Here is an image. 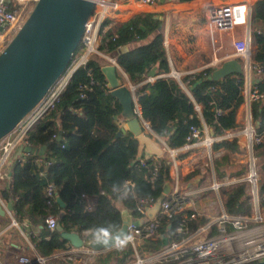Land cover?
<instances>
[{
    "label": "trees",
    "instance_id": "1",
    "mask_svg": "<svg viewBox=\"0 0 264 264\" xmlns=\"http://www.w3.org/2000/svg\"><path fill=\"white\" fill-rule=\"evenodd\" d=\"M161 23L150 12L135 14L124 22L107 18L100 31L99 49L116 56L130 81L137 85L135 94L143 119L170 148L178 151V159H184L193 151V148L182 149L195 140L193 127L202 129L206 124L213 136L241 128L238 116L245 102V74L232 73L219 80H210L207 77L214 68L207 67L183 77L182 84L173 76L146 81L155 66L158 73L171 71ZM251 24L252 58L256 65L264 67V0L254 3ZM123 46L128 50L123 51ZM198 80L201 82L197 83ZM257 85L264 93V77ZM121 110L118 100L110 93L100 60L94 57L73 72L54 106L29 130L30 144L47 146L44 163L38 164L37 154L12 157L11 164L6 167L10 181L1 189L3 199L12 203V214L17 222L28 219L35 226L42 225L38 233L29 234L34 249H30L28 255L35 251L51 256L72 248L60 232L47 227L48 216H55L66 231L92 230V239L105 238L122 227L123 209L138 215L140 200L153 198L156 201L166 182L173 183L171 161L166 154L147 155L131 133L117 137L120 126L114 117ZM251 112L257 131H264V100L252 102ZM239 148L237 138L215 141L212 145L213 151L235 152ZM254 149L261 157L259 166L264 173V140L254 144ZM222 164L214 160L217 180L225 176L241 178L248 171L245 166L226 174ZM199 174L200 167L185 175L179 189L184 191ZM127 181L133 185H126ZM50 182L56 186L54 195L48 194ZM258 185L264 208V179H259ZM220 192L228 214H252L253 196L248 182L236 181L222 186ZM56 195L66 203L65 208L57 202ZM182 216H175L158 230L172 235ZM208 221L206 215L191 221V232ZM143 248L157 252L163 248V241L148 239ZM132 253V246H120L97 253L93 264H126Z\"/></svg>",
    "mask_w": 264,
    "mask_h": 264
},
{
    "label": "built area",
    "instance_id": "2",
    "mask_svg": "<svg viewBox=\"0 0 264 264\" xmlns=\"http://www.w3.org/2000/svg\"><path fill=\"white\" fill-rule=\"evenodd\" d=\"M136 1L153 5L157 4L160 0ZM36 2L37 0H0V53L20 29ZM122 4V0H95L93 13L86 23L85 31L77 48L75 61L72 66L68 68L64 74L65 76L55 84L38 107L0 141V178L7 176L6 167L11 164L13 154L19 146H33L27 139L29 130L44 113L54 106L68 80L79 66L85 65L91 58L98 57L102 66L115 65L118 72L123 73L128 78L127 73L118 63L116 56L99 49L101 43L100 31L103 28V23L113 13L118 11ZM252 15V6H242L241 9L236 4L219 3L208 8L204 27L212 34L232 32L239 21L243 20L250 25ZM107 28L108 26L104 27V30ZM252 50L253 36L252 28L249 26L246 36L233 40V53L227 55V57L229 55H233L236 58L241 57L245 61L244 65L246 66L243 111L245 120L247 121V128L244 131L246 133V130H250L249 135L246 133L249 139V145L247 146L248 171L243 177L233 178L228 181H219L214 176L209 189L215 191L220 211L216 214L208 215L207 212H210V207H200L199 205L202 202L201 198L206 188L193 189L192 187H188L184 191L179 189L182 179V169L180 159L176 156L178 151L170 148L163 138L157 136L150 129V126L146 125L145 128L148 133L154 136L171 161L170 175L173 183L171 182L172 189L162 201L157 215L141 226L130 224L127 237L115 247L132 246V257L130 262L126 264H250L264 261V208L261 205L258 194L257 160L253 149L254 144H258L264 140V131H257L251 112L252 102L264 100V93L260 92L257 83L251 82L250 77L253 71L264 73V67L256 65L253 62ZM212 61V64L217 66L222 61V58L216 55ZM137 106L139 107L138 102ZM238 135L239 133L232 134V132H227L221 136H213L210 134L207 125L203 124L202 129L192 128V137L195 140L187 143L182 149L188 150L194 146L203 145L211 150L215 141L232 140L238 138ZM21 154L29 153L22 152ZM36 161L40 165L43 164L44 156L39 155ZM205 166H208V163ZM41 174L45 173L41 172ZM240 180L249 183V190L253 196V213L251 215H231L224 209L220 188ZM128 184L133 185L131 181H127L126 185ZM55 190L56 186L53 182H50L48 194L54 195ZM154 203L155 200L153 198L142 199L138 205L139 214L135 216L129 213L137 218L145 217L149 207ZM180 214L183 216L176 225L172 235L158 230L164 223L169 222ZM204 215L209 218V221L196 231L191 232L190 222ZM12 222L14 225L20 226L15 219H12ZM46 224L49 229L55 230L58 224L57 218L55 216H48ZM22 225H25L27 229L26 237H29L34 225L28 219L24 220ZM92 233V230L79 233L84 242L82 247L72 246L71 249L55 252L51 256L34 251L31 255H21L18 258V264H93L97 251L86 245L87 242L93 240L91 238ZM148 239H161L163 241V248L153 253L145 251L143 247ZM30 248L34 249L32 244Z\"/></svg>",
    "mask_w": 264,
    "mask_h": 264
},
{
    "label": "water",
    "instance_id": "3",
    "mask_svg": "<svg viewBox=\"0 0 264 264\" xmlns=\"http://www.w3.org/2000/svg\"><path fill=\"white\" fill-rule=\"evenodd\" d=\"M94 6L95 0H37L20 29L0 53V141L38 107L67 72ZM122 50L127 51L128 47L123 46ZM156 71L155 66L148 75L154 77ZM102 72L111 95L118 100L122 108L120 114L114 117L123 121L117 137L131 133L149 154L157 157L164 155V149L145 128L146 125H150L143 119L137 106L136 86L125 84L115 65L102 66ZM245 72L246 66L236 58H231L214 69L207 78L219 80L232 73ZM169 75L181 82L179 73L173 71ZM200 82L201 80L197 81ZM46 149V145L39 147L21 145L18 153L41 156L45 155ZM171 189V182H166L162 194L149 207L145 217H134L125 210L122 212L123 225L119 231L105 238L93 239L86 245L97 252L114 249L127 237L130 224L141 226L157 215L162 201ZM56 200L61 207H66V203L59 195L56 196ZM7 210H12L11 203H8ZM5 212L6 209L0 205V214ZM40 228L42 225L32 226L35 231H39ZM56 230L72 246L84 245L78 232L64 230L59 222ZM250 264H264V261Z\"/></svg>",
    "mask_w": 264,
    "mask_h": 264
},
{
    "label": "crops",
    "instance_id": "4",
    "mask_svg": "<svg viewBox=\"0 0 264 264\" xmlns=\"http://www.w3.org/2000/svg\"><path fill=\"white\" fill-rule=\"evenodd\" d=\"M122 1L123 4L121 8L113 13L110 16V19L118 22H124L128 21L135 14L150 12L154 14L155 18L162 21L161 27L164 31V44L169 54L171 71L169 73H164L163 71L158 73L157 70L154 77H151L149 75L147 76L146 81H150L151 78L152 80H155L156 78L161 76H170L169 74L173 71L179 73L181 79V77L183 78L188 74H194L207 67H213L214 69H216L224 61L231 58H236L233 55H229V57H227L228 54L233 53V40L235 38H242L246 36L249 26L253 29L252 24L250 23L249 25L242 20L237 23L235 30L232 32L230 31L212 34L204 27L208 8L219 3H232L239 5L242 9V6L253 7L254 3L257 0H160L157 4L153 5L143 4L136 0ZM216 55L220 56L222 58V61L219 65L214 66L212 64V60ZM236 59L239 62L245 64V61L241 57H237ZM119 74L123 78L124 74L121 72H119ZM250 77L251 82L257 83L262 77H264V73L253 71L251 72ZM124 83L129 86H136L137 88V85H134L130 81V79L127 82L124 81ZM242 112L243 106H241L240 108L238 121H240ZM117 123L119 124V126H122L123 121H120L118 119ZM192 148L193 151L191 154H189V156L184 159H180L182 172H186V174L184 175L182 173L181 176H185L193 172V170H195L196 168L200 167L201 174L193 177L188 184V187L196 189L202 186L201 180L205 178H211V180L213 181L215 176V159H213V156L217 151H213L212 148L210 150L208 147L203 145L194 146ZM18 150L19 148L14 152L13 157L20 155L18 153ZM144 150L146 151L145 148ZM146 154L151 155L147 151ZM207 163L210 169L205 167ZM209 164H211V166ZM197 176L199 177L197 178ZM198 180L200 182H198ZM9 181L10 173L7 174V176L4 178H0V205L6 209V212L4 214H0V264H18V258L21 255L27 254L31 249L30 246L32 244L30 238L26 237L27 229L25 225H22L24 221L18 222L20 226L13 224L12 219H14V217L12 214V210H7L8 203L11 202H6L1 196L2 187ZM204 196L205 191L202 195L203 199ZM199 205L200 207H211V205H208V203L206 204L200 202ZM123 211L125 210L123 209L122 212ZM39 231L33 230L34 233H38Z\"/></svg>",
    "mask_w": 264,
    "mask_h": 264
},
{
    "label": "rangeland",
    "instance_id": "5",
    "mask_svg": "<svg viewBox=\"0 0 264 264\" xmlns=\"http://www.w3.org/2000/svg\"><path fill=\"white\" fill-rule=\"evenodd\" d=\"M75 57L73 58L70 66H72V64L75 61ZM70 70V69H69ZM65 76V75H64ZM63 77V76H62ZM124 81H128L129 79L126 78L123 75ZM182 80V77H181ZM243 106V105H242ZM244 111L241 114V118H240V124L242 125L241 128H239L237 131L232 132V134L235 133H239L238 135V142L240 145V148L238 151L232 152V151H227L224 149H221L219 151H217L214 156L213 159H218L220 161H222V169H224V171L226 172V174H230L236 170L241 169L242 167H247V163H248V145H249V139L247 138V135L245 133V129L247 128V121L245 120L244 117ZM254 149V147H253ZM164 154L167 155L166 152H164ZM254 155L256 157L257 160V174H258V179H264V173L261 171L260 168V162H261V157L259 155H257V153L255 152L254 149ZM168 156V155H167ZM210 163V162H209ZM211 166V164H209ZM206 168H209V166H205ZM210 169V168H209ZM183 173V172H182ZM186 174V172L183 173V175ZM184 176H181V178L183 179ZM199 176H197L198 178ZM205 178V177H204ZM230 180V178L228 176H225L223 179L219 180V181H228ZM198 182H200L198 180ZM212 184V180L211 178H205L203 179V182H201V187L200 188H206L205 191V196L204 199L201 198V201L203 203H208V205H211L210 207V212H207L208 215H213L219 212V204H218V200L216 198V194L215 191L210 190V185ZM200 186V185H198ZM130 262V261H129Z\"/></svg>",
    "mask_w": 264,
    "mask_h": 264
},
{
    "label": "bare ground",
    "instance_id": "6",
    "mask_svg": "<svg viewBox=\"0 0 264 264\" xmlns=\"http://www.w3.org/2000/svg\"><path fill=\"white\" fill-rule=\"evenodd\" d=\"M140 110V109H139ZM247 134L249 135L250 134V130H247Z\"/></svg>",
    "mask_w": 264,
    "mask_h": 264
}]
</instances>
